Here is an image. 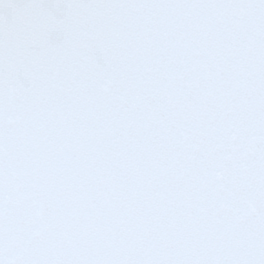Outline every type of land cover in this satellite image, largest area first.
<instances>
[{"label":"snow or ice","instance_id":"obj_1","mask_svg":"<svg viewBox=\"0 0 264 264\" xmlns=\"http://www.w3.org/2000/svg\"><path fill=\"white\" fill-rule=\"evenodd\" d=\"M0 264H264V0H0Z\"/></svg>","mask_w":264,"mask_h":264}]
</instances>
